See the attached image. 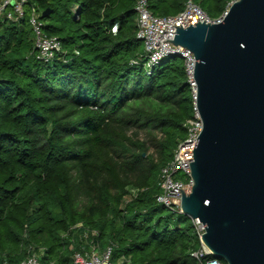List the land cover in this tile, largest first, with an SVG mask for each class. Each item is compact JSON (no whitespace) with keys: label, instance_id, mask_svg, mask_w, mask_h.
Returning a JSON list of instances; mask_svg holds the SVG:
<instances>
[{"label":"trees","instance_id":"1","mask_svg":"<svg viewBox=\"0 0 264 264\" xmlns=\"http://www.w3.org/2000/svg\"><path fill=\"white\" fill-rule=\"evenodd\" d=\"M137 1L28 0L0 22V264L31 252L73 264L91 245L114 264H200L192 219L157 200L192 91L176 54L147 72ZM186 1L148 3L174 15ZM194 1L217 18L233 0ZM33 7L50 9L45 31L62 42L50 61L37 56Z\"/></svg>","mask_w":264,"mask_h":264},{"label":"water","instance_id":"2","mask_svg":"<svg viewBox=\"0 0 264 264\" xmlns=\"http://www.w3.org/2000/svg\"><path fill=\"white\" fill-rule=\"evenodd\" d=\"M205 20L165 39L196 57L203 120L181 211L204 223L211 255L264 264V0H233L221 20Z\"/></svg>","mask_w":264,"mask_h":264},{"label":"built area","instance_id":"3","mask_svg":"<svg viewBox=\"0 0 264 264\" xmlns=\"http://www.w3.org/2000/svg\"><path fill=\"white\" fill-rule=\"evenodd\" d=\"M28 0H0V22L8 19L17 21L25 14V5ZM230 5V4H229ZM229 7V6H228ZM217 18H212L208 12L194 0H187L183 10L174 15H157L149 7L148 0H138L136 4L137 12V37L144 42L146 50L145 66L147 72L152 71L153 66L158 64L165 56L169 54H180L184 59L187 81L192 91L194 100V113L186 122L187 135L175 148L173 157L166 163L160 171L161 192L157 200L163 203L168 209L176 212L181 211L182 189L187 188V193L191 191L193 180L191 178V162L194 155L199 134L203 128L202 117L196 108L197 82L195 79L196 57L194 53L182 46H176L172 41L165 39H174L177 26H188L191 23L203 21H219L227 10ZM41 12L35 7L30 14V24L33 28L34 42L37 48L38 58L44 61H50L62 51V42L57 35H49L45 31L44 21L41 18ZM165 40V41H164ZM134 62H138L134 60ZM182 189H180V188ZM196 230L201 236L205 231V225L198 218L192 219ZM200 264H227L223 259L211 255L209 249L201 243V248L192 252ZM111 248L109 247L103 253L99 248L91 245L86 252L76 251L73 256V264H114L110 260ZM21 264H42L39 256L31 252Z\"/></svg>","mask_w":264,"mask_h":264},{"label":"rangeland","instance_id":"4","mask_svg":"<svg viewBox=\"0 0 264 264\" xmlns=\"http://www.w3.org/2000/svg\"><path fill=\"white\" fill-rule=\"evenodd\" d=\"M141 43L143 44V46H144V42L141 40ZM191 219V218H190ZM91 248V247H90Z\"/></svg>","mask_w":264,"mask_h":264}]
</instances>
